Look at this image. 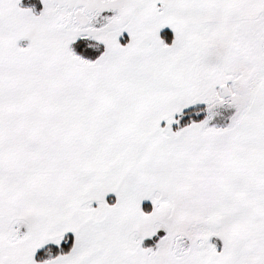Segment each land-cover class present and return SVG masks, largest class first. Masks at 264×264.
Here are the masks:
<instances>
[{
	"label": "snow or ice",
	"instance_id": "6c2138e0",
	"mask_svg": "<svg viewBox=\"0 0 264 264\" xmlns=\"http://www.w3.org/2000/svg\"><path fill=\"white\" fill-rule=\"evenodd\" d=\"M0 264H264V0H0Z\"/></svg>",
	"mask_w": 264,
	"mask_h": 264
}]
</instances>
